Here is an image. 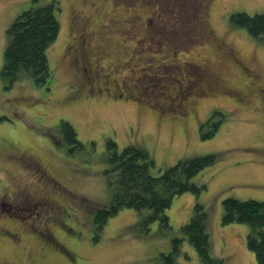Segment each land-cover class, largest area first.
Returning a JSON list of instances; mask_svg holds the SVG:
<instances>
[{
  "label": "rangeland",
  "instance_id": "1",
  "mask_svg": "<svg viewBox=\"0 0 264 264\" xmlns=\"http://www.w3.org/2000/svg\"><path fill=\"white\" fill-rule=\"evenodd\" d=\"M50 1L0 0V264H162L160 254L170 251L174 235H181L180 227L189 220L196 201L203 204L208 215L211 255L225 258V264H256L255 253L247 245L248 224H224L222 216L226 197L264 200V93H259L261 87L264 90V38L251 35L230 20L236 11L263 12L264 0H87L95 2L93 52L105 35L110 36L103 61L109 67V81L134 87L139 66H145L147 60L145 78L139 83L156 84L157 91L164 90L186 68L187 57L195 63L204 62L208 72L220 77L213 84L207 80L202 83L203 95L196 94L187 101L186 114L167 110L170 104L165 97L153 100L151 94L145 97L136 89H130L129 96L124 93L119 101L113 100L105 91L96 92L98 86H110L101 79L90 86L81 85L79 70L71 68L70 74L66 73L62 55L74 35L70 13L80 0H59L60 30L46 50L54 76L46 95L43 86L34 84L23 69L12 80L2 74L7 28L22 11ZM159 4L172 5V15L180 20L193 18L195 44L188 50L162 49L158 40L164 33L146 37L142 23ZM128 5L134 8L128 10ZM125 18L136 26L122 37V25L115 21ZM173 19L167 21L168 34ZM209 27L220 43L234 49L252 70L254 87L247 89L248 81L236 65L226 67L224 74L216 73L228 61L220 58L217 48L203 43V37L207 41L212 38ZM199 29L203 36L197 34ZM216 57L222 64L215 62ZM191 70L190 76L197 72L196 68ZM73 75L80 76L69 79ZM204 79L209 80L208 73ZM70 81L75 82L81 96L66 103L68 93L75 89L69 86ZM225 86L244 98L237 101L231 93L226 94ZM211 116L218 125L213 135L204 137L205 129L200 127ZM62 120L74 126L83 143L81 149H69L74 143L65 141ZM109 139L116 143L118 152L128 144L145 148L154 161V175L179 160L216 154L212 164L190 179L203 186L201 192L185 191L173 197L166 210L171 225L167 233L160 230L158 222L144 232L139 213L127 206L110 216L103 229L95 228L96 211L107 208L112 198ZM19 154L32 161L25 165ZM59 187L65 189L62 194H58ZM47 193L51 203L42 208V217H35L33 205L31 210L15 209L25 205L23 195L25 202H31ZM46 224L71 254L57 249L44 254V242L36 231L44 234ZM95 235H99L96 240ZM29 254L35 259L33 263ZM40 257L43 262H39ZM178 263L199 264L197 252L187 239Z\"/></svg>",
  "mask_w": 264,
  "mask_h": 264
},
{
  "label": "trees",
  "instance_id": "2",
  "mask_svg": "<svg viewBox=\"0 0 264 264\" xmlns=\"http://www.w3.org/2000/svg\"><path fill=\"white\" fill-rule=\"evenodd\" d=\"M59 10V0H51L48 4L37 5L16 16L7 28L8 42L4 50L2 74L12 80L23 69L34 84L43 88L50 86L49 80H53L54 76L46 50L60 30ZM230 20L245 27L251 35L264 38V11L254 14L236 11L230 14ZM217 125L214 116L209 117L200 127L201 130L205 129L202 135H213ZM60 126L65 141L74 143L69 149H81L83 143L77 138L74 126L66 120H62ZM107 145L112 165L109 170L112 198L107 208L98 209L94 215L98 230L103 229L109 217L115 215L118 209L127 206L139 213L144 232L153 222H158L160 230L167 233L171 225L166 210L173 197L185 191L199 194L203 186L190 179L216 160V154L212 153L179 160L162 174L154 175L151 173L154 161L145 148L128 144L118 152L112 139L108 140ZM223 208L222 223L248 224V248L255 253L256 264H264V200L226 197ZM207 217L203 204L196 201L189 220L180 227L181 235H174L170 251L160 254L162 264H179L178 257L185 239L195 248L199 264H225V258L211 255ZM98 237L95 235L94 239Z\"/></svg>",
  "mask_w": 264,
  "mask_h": 264
},
{
  "label": "flooded vegetation",
  "instance_id": "3",
  "mask_svg": "<svg viewBox=\"0 0 264 264\" xmlns=\"http://www.w3.org/2000/svg\"><path fill=\"white\" fill-rule=\"evenodd\" d=\"M95 2H89L87 0H80L79 6L77 9L72 10L70 13V21H72V32L74 35L72 36V41L70 40L68 43H66V47L64 49L63 55H62V64L64 66V69L67 74H70V69L79 70L82 75V81L81 85L88 84L89 86L92 85L94 82L98 80H102L105 84H109L110 86H104V87H97V93H103L105 91V95L108 97L110 96L113 100L119 101L121 98H123L124 93L126 95L129 94L130 89H136L140 94H142L145 97H148V94H151L152 99L155 100L156 97H165L170 106L167 110L172 111L173 113H178L180 111L183 112V114L187 113V101L192 100V98L197 94L199 95L201 92V86L202 83L204 85V81H208L209 84H213L212 81H219V76L213 75L212 73L208 72V66L204 62H196L193 60H190V57H187L185 60V67L183 71L180 73L179 77L175 79V83L168 86L164 90L157 91L156 84L150 83L149 85L146 84V82L139 83L141 81V78H145L146 70L147 68V60H144L145 66H139V71L137 72V76L135 77L136 83H134V87L129 86L127 84L124 86L123 84H118L115 80L109 81L107 78L106 71H108L107 66L103 63L104 61V50L106 47H108L109 43V37L108 35L106 39L102 40V45L98 48L96 52H93L92 48L94 46L95 42V30L93 28L92 24V11L94 9L93 5ZM200 3V1H199ZM158 7V10L151 11L149 14V17L146 16V19H144L143 28L146 37L150 38L151 35L158 36L160 33H164V35H160L161 37L159 43H161V48L168 47L169 50L172 52H181L182 50H188L189 47L194 43L195 37L193 35V18H190L189 20H180L178 17H175L172 15V5L170 4H159L156 5V8ZM134 7L129 6L127 7L128 10H132ZM163 12H166L164 14ZM174 18V19H173ZM169 19H173L171 22V31L168 34V30L165 28L167 26V21ZM116 24L122 25L121 26V34L122 37H125L129 35L128 32L132 30L136 26V22L127 20H117L115 21ZM112 25V20L110 21V25ZM210 26V24H209ZM210 33H211V40L207 41L203 37V43L208 44L212 48H217L220 52V58L224 61H228L225 65L219 66L216 69V73L218 71L222 74H224L225 68L229 65H236L242 73H244V76L246 77L248 81V87L247 89H250V87H254L256 83V76L252 72L251 69H249L239 58L238 53L234 51L231 47H229L227 44H221L218 37L214 33L213 28L209 27ZM200 33L202 36V32L199 29L197 31V34ZM152 37V36H151ZM158 37V38H159ZM114 46V45H113ZM188 54V52H186ZM189 59V60H188ZM215 62L218 64H222L221 60L217 57L214 58ZM124 67V66H123ZM191 68H196L197 72L193 73L190 76V72H192ZM245 69V72L242 70ZM134 70V69H133ZM185 72H188L187 74ZM209 74V80L204 79V74ZM154 77H156V74L151 73ZM80 75H73L70 78H73L71 80H75ZM69 86L74 87L75 89L68 93L66 97V103L74 101L75 99L80 98L81 93L78 89H76L75 82L70 81ZM138 85H141L143 87L140 88ZM226 94L231 93V96L236 98L237 101L244 98L241 97L239 92L234 89H229L227 86H225ZM51 90V85L44 88L45 95L48 93V91ZM199 91V92H198ZM47 92V93H46ZM203 92V91H202ZM249 92V90H248ZM260 94L264 93L263 88L261 87L259 90ZM93 93H91L89 96L91 97ZM203 95V94H200ZM262 99L261 101H264V95H261ZM162 111H160V114H162ZM18 158L23 161V163L26 165L27 162L32 161L31 157H26L24 155L19 154ZM26 162V163H25ZM43 188V187H42ZM65 191L64 188L59 187L58 194H62ZM53 198V197H52ZM26 195L22 196V201L25 203V205H20L16 207L15 209L17 211H21L23 209H33L30 207V205H33L35 209H33V212L35 214V217H42L44 215V211H42V208L44 206L51 203V197L49 196V193L45 195H39L38 197H34L31 202H27L29 200H26ZM56 201L55 198H53V201ZM55 203V202H54ZM37 209V210H36ZM39 209L41 211H39ZM12 211V210H11ZM16 213V212H13ZM44 234L39 233L36 231V236H39L41 240L44 242V248L45 253L44 254H51L52 252H56V249L65 251L68 254H71V250L68 249L65 243L59 241V239L55 236L54 232L51 228H49L48 224L45 225ZM5 233L9 235V232L5 230ZM43 256V255H41ZM29 260H32V263L35 261V259H32V255H28ZM39 262H43V257H40Z\"/></svg>",
  "mask_w": 264,
  "mask_h": 264
}]
</instances>
